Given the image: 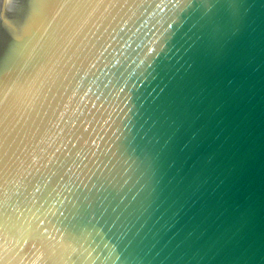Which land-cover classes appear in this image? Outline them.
Returning a JSON list of instances; mask_svg holds the SVG:
<instances>
[{
  "label": "water",
  "instance_id": "obj_1",
  "mask_svg": "<svg viewBox=\"0 0 264 264\" xmlns=\"http://www.w3.org/2000/svg\"><path fill=\"white\" fill-rule=\"evenodd\" d=\"M0 264H264V0H0Z\"/></svg>",
  "mask_w": 264,
  "mask_h": 264
}]
</instances>
